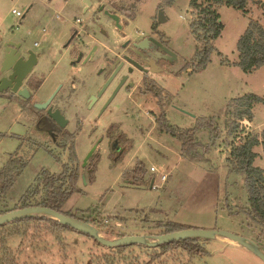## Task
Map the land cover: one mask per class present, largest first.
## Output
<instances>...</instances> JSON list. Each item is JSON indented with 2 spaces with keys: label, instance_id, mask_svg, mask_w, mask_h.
<instances>
[{
  "label": "rangeland",
  "instance_id": "374dc122",
  "mask_svg": "<svg viewBox=\"0 0 264 264\" xmlns=\"http://www.w3.org/2000/svg\"><path fill=\"white\" fill-rule=\"evenodd\" d=\"M100 1L108 8L111 0ZM114 1L133 6L135 16L124 27L128 36L136 37L138 32L154 30L177 55L174 76L160 75L165 79L164 111L167 121L176 128H190L198 119L214 117L223 135L211 144L202 160L190 161L180 154L178 138L158 130L157 116L160 112L155 98L146 96L141 107L135 105L132 115L122 114L124 108L120 99H114L97 117L99 103L86 107L80 96L73 98L71 107L65 109L69 119L66 129L74 135L76 161L72 163L67 140L58 142L40 134L20 114L14 100L0 97V168L10 156H21L26 161L5 195L6 207L11 208L18 203L42 170L57 174L65 165H74L79 178L78 189L70 195L62 210L88 219L92 225L91 220L95 218L94 221L101 226L98 231L104 237L111 238L105 233L108 226L124 233L142 234L147 230L145 226H154L161 220H173L193 228L224 229L253 239L260 232V227L243 211L235 210L236 207L247 206V192L243 179L235 178L228 171L226 158L230 146L238 139L228 133L225 109L232 98L246 93H253L264 100V65L251 72H243L237 64L236 48L249 21L256 20L264 28V0H247L245 11L225 5L216 6L223 28L213 41L215 50L209 61L198 70L185 65L197 47L189 27L195 16V11L189 6L190 0H174L172 3L164 0ZM91 2V7L83 11L81 0H0V61L3 36L26 37L31 46L37 41L52 59L44 71L45 81L40 94L44 97L72 69L67 57L57 62V52L65 34L73 27L80 28L90 22L89 16L92 22L88 24L91 26L97 20V14L92 17L96 0ZM12 8L22 14L29 9L22 18L16 17L11 12ZM159 8L163 9L166 17L162 23L157 21ZM98 16L96 22L109 32L112 30L110 33H116L111 21L103 15ZM77 17L87 22L80 19L76 22ZM84 73L89 74L88 71ZM252 112V120H244L242 125L250 133L260 134L264 130V102L254 104ZM112 123L117 124L113 126ZM119 135L124 137L120 142L123 149L116 154L111 149L109 137ZM196 138L203 143L212 141L207 129L198 131ZM94 143L97 144L93 155L83 167V160ZM254 151L257 153L254 164L264 172V144L254 147ZM137 164L145 171L144 184L153 178L158 188L123 185L124 172ZM150 167L156 171L151 172ZM88 168L93 172L88 173ZM161 173L167 174L165 182L160 180ZM89 207L93 209L92 213ZM45 217L38 223L32 220L6 226L0 234V256L11 251L15 264H86L89 260L92 264H104V260L100 262L102 254H109V260L112 256L117 259L115 264H264L246 248L217 239H201L199 243L204 252L200 256L181 248L160 253L159 250L136 245L115 253L97 246L92 239L76 230L56 228ZM6 233L9 235L3 240ZM260 238L264 251V232ZM156 251L159 257L152 260Z\"/></svg>",
  "mask_w": 264,
  "mask_h": 264
},
{
  "label": "trees",
  "instance_id": "16d2710c",
  "mask_svg": "<svg viewBox=\"0 0 264 264\" xmlns=\"http://www.w3.org/2000/svg\"><path fill=\"white\" fill-rule=\"evenodd\" d=\"M166 3H172L174 0H164ZM247 0H190L189 6L195 11V16L191 19L189 24L191 33L194 35L197 42L195 54L185 65L191 67L192 70H198L204 68L210 59L211 53L215 50L213 41L220 35L223 28L222 22L219 21V13L216 6L225 5L233 7L242 11H245ZM238 61L237 64L243 72H251L264 65V28L256 20L249 21L245 31L239 37L237 44ZM264 102V100L253 93H246L244 95L232 98L226 105L225 114L228 116L227 126L229 127L228 133L234 134L238 139V142L230 146L229 155L226 158L228 171L233 173L235 178L241 177L243 179V186L247 192V206L236 207V212L243 211L255 224L260 227V232L254 236L255 240L260 246H262L261 238L262 232H264V172L263 169L254 164L257 153L254 151V147L260 143L264 144V130L260 133H250L242 125V121L246 120L250 122L253 118L252 107L254 104ZM161 107V112L157 116V128L160 131H164L172 136L176 137L180 141V154L190 160L199 161L204 158V154L207 153L211 147V144L223 135L221 128L217 125L214 117L198 119L196 125L190 128H176L172 126L165 117L164 106ZM207 129L210 133L212 141L200 142L196 138L198 131ZM246 130V131H245ZM240 135H242L240 137ZM121 138L124 137L121 135ZM262 138V140H260ZM73 134H65L62 141L67 140L70 151V161L74 163L76 161V154L73 150ZM126 141V140H125ZM212 142V143H211ZM21 156H10L7 163L0 168V215L10 210L41 205L50 207L56 211L64 213L65 215L83 220L80 216L73 214L69 211H63L62 207L70 195L76 191L78 183V173L74 165H65L60 173H48L42 170L36 177L34 183L30 185L27 190L18 199V203L11 208L6 206V194L11 189V186L15 178L19 175L21 169L25 165ZM144 169L140 164H137L135 168L130 171L124 172L123 178L129 179L135 184H144L143 181ZM4 202V203H3ZM92 213L93 209L88 208ZM87 209V211H88ZM230 212L231 209H229ZM44 216L27 217L23 219H17L9 223H5L0 226V234L2 230L8 225H14L21 222H29L34 220L36 223L42 220ZM56 228H73L62 225L56 220L49 217H45ZM91 220L97 229L100 231V225H97V221ZM145 226L147 230H143L142 234L147 232L151 235L168 233L172 231H178L182 229L193 228L192 226L183 225L172 220L158 221L154 223V226ZM105 226V225H103ZM142 228V229H144ZM152 230V231H151ZM81 233V232H80ZM105 233L111 237H121L124 235H132L124 233L121 230H115L111 226L105 228ZM84 236L93 240L94 244L101 247H106L100 244L97 240L93 239L89 235L81 233ZM9 233H6L2 238L3 240ZM202 238H189L183 240H174L168 243L160 244L156 247H149L146 245H121L117 247H106L115 253L124 251L130 246L149 247L153 250H159L161 252L173 251L181 248L187 252H191L194 256H200L204 252V248L199 243ZM100 262L104 264H115L114 257L109 260V254H102L100 256ZM158 252L152 255V260L158 258ZM0 264H15L14 255L11 251L5 252L0 256ZM86 264L90 263V260ZM117 264H119L117 262ZM123 264V263H122Z\"/></svg>",
  "mask_w": 264,
  "mask_h": 264
},
{
  "label": "flooded vegetation",
  "instance_id": "af4514ba",
  "mask_svg": "<svg viewBox=\"0 0 264 264\" xmlns=\"http://www.w3.org/2000/svg\"><path fill=\"white\" fill-rule=\"evenodd\" d=\"M93 8L92 17L97 14L96 21H98V15H103L111 21L116 33H110L112 30L109 32L96 21L94 26L88 24L92 22L91 16L88 17L90 22L84 23L80 28L70 29L65 34L57 52V62L62 57L63 59L67 57V62L72 65V69L67 77L57 81L44 97L40 95L45 81L44 71L49 67L51 57L46 51L44 52L45 48L41 47L37 41H34L31 46L27 43L26 37L13 35L7 37L12 43L8 45L9 48L21 52L23 48L32 51L36 61L30 72L20 80L19 89H26L28 97L9 89L1 91L0 97L14 100L19 107L20 114L30 125L35 127L40 134H45L54 141H62L65 134H72L66 129L69 119L65 114V109L71 107L74 99L81 96L86 107L89 104L99 103L98 117L114 99H120L124 108L122 114L132 115L131 112L134 111L135 105L141 107L142 100L144 101V98L149 95L155 98L158 112H161L160 106L166 104V98L163 85L165 79L160 75L164 76L167 73L174 76L176 73L173 67L177 62V55L168 48L167 43L158 33L154 30L148 33L138 32L136 37H130L124 32L125 25L135 16L132 4H120L111 0L107 8L105 3L96 0ZM114 16L118 17V20H115ZM79 19L81 22H87L78 17L75 21H80ZM114 35L121 39L117 40ZM7 38H4L3 42ZM18 59L16 58V61ZM24 61L25 59L21 58V62ZM91 68L93 71H90ZM85 71L89 74H85ZM7 75L8 72H0V78H8ZM52 95L53 98L45 108L35 107L36 103H44ZM48 108L52 110L58 108L66 119V124L61 126L55 122L49 116ZM116 124L112 123L113 126ZM109 140L111 143L117 141L119 148L116 152L120 154L123 149L120 142L123 138L119 135L109 137Z\"/></svg>",
  "mask_w": 264,
  "mask_h": 264
},
{
  "label": "water",
  "instance_id": "95a60500",
  "mask_svg": "<svg viewBox=\"0 0 264 264\" xmlns=\"http://www.w3.org/2000/svg\"><path fill=\"white\" fill-rule=\"evenodd\" d=\"M81 5L83 7V11H86L87 9L91 7L92 2L91 0H81ZM28 9L29 8H27V10L23 13L22 15L23 17L25 16V13L28 11ZM114 17H115V20H118V17L116 16ZM165 20H166V17L164 16L163 9L159 8L157 12V21L162 23ZM8 36H3V39L7 38ZM10 44L12 43H11V40L8 38L6 39L5 42H3V51H2L1 61H0V65H1L0 72H8V75H7L8 78H5V77L0 78V92L5 89H9L10 91L18 93L19 95L28 97L27 90L19 89V85H20V80L28 72H30L33 64L35 63L36 61L35 55L32 51L26 50L24 48L21 49L23 52L22 54V52L17 49L15 50V49L9 48L8 45ZM16 58H19V59L16 61ZM21 58H24L25 61L21 62ZM52 98H53V95L44 103H36L35 107L45 108ZM47 110H48L49 116L55 122H57L61 126H64L66 124V119L61 114L58 108L54 110H52L51 108H48ZM96 144L97 143L93 144V146L87 153L86 157L84 158L83 163H82L83 167H85L88 164L89 159L92 157ZM118 148H119V144H117V141H113L111 143V149L116 152ZM89 171L93 172V169L90 168L88 170V173H90ZM82 179L85 181L84 174H82ZM152 181L153 180L151 179L149 183L135 184V183H132L130 180L125 179L123 181V185L138 187V188H144V187L151 188ZM34 216H46L51 219H54L62 225H67L78 232L89 235L90 237L97 240L100 244L106 247H117L121 245H134V244L146 245L149 247H156L160 244L168 243L174 240H183V239H189V238L215 239L217 237H223L246 248L264 263V251L262 247L255 240L247 236L240 235V234H237V233H234L228 230H224V229L188 228V229H182L178 231H172V232L156 234V235L132 234V235H124V236L116 237V238H107V237L102 236L94 225L86 221L65 215L64 213L56 211L50 207L41 206V205H33V206L17 208V209H13L6 213L1 214L0 215V226L5 223H9L11 221L17 220V219H23V218L34 217Z\"/></svg>",
  "mask_w": 264,
  "mask_h": 264
},
{
  "label": "built area",
  "instance_id": "2783aa9c",
  "mask_svg": "<svg viewBox=\"0 0 264 264\" xmlns=\"http://www.w3.org/2000/svg\"><path fill=\"white\" fill-rule=\"evenodd\" d=\"M11 12H12L16 17H21V16H22V12L19 11L18 9H16V8H12ZM150 171H151V172H154V171H156V169H155L154 167H150ZM166 178H167V174H165V173H161V174H160V180H161L162 182H165ZM151 179L153 180V181H152V184H151V188H158V186L154 183V179H153V178H151ZM148 183H149V182H148ZM105 222H106V221H105Z\"/></svg>",
  "mask_w": 264,
  "mask_h": 264
},
{
  "label": "crops",
  "instance_id": "0c3cea01",
  "mask_svg": "<svg viewBox=\"0 0 264 264\" xmlns=\"http://www.w3.org/2000/svg\"><path fill=\"white\" fill-rule=\"evenodd\" d=\"M129 180V179H128ZM173 221V220H172ZM190 226V225H189ZM200 227V226H199ZM139 234H141V233H139ZM144 234V233H143ZM145 234H147V233H145ZM215 239H217V240H219L220 242H223V243H228V244H231V245H234V246H239L237 243H235V242H233V241H230V240H228L227 238H223V237H217V238H215ZM252 239V238H251Z\"/></svg>",
  "mask_w": 264,
  "mask_h": 264
}]
</instances>
